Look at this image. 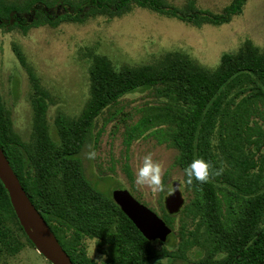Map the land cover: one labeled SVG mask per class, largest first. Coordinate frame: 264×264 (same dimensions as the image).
<instances>
[{
    "label": "trees",
    "instance_id": "trees-1",
    "mask_svg": "<svg viewBox=\"0 0 264 264\" xmlns=\"http://www.w3.org/2000/svg\"><path fill=\"white\" fill-rule=\"evenodd\" d=\"M248 1L230 0L212 11L197 0H185L182 7L169 0H0V29L26 34L44 25L121 17L135 7L198 27L220 25L242 14ZM17 53L26 66L24 55ZM89 70L90 100L79 118H57V137L47 123L48 93L33 74L29 143L14 132L10 111L0 99V146L74 264H151L157 256H181L187 264H264V49L247 40L237 51L224 53L214 69L182 52L119 68L106 56L93 55ZM139 91L152 92L156 102L145 105L139 120L127 126L126 146L150 134L178 150L176 163L183 172L194 159L209 164L206 182L188 184L184 173L191 197L181 209V241L175 250L161 241L157 248L145 238L115 202L113 191L100 190L89 178L81 158L98 116ZM125 170L131 176L128 162ZM161 217L173 228V215ZM9 220L26 234L0 179V250L6 246L14 252ZM87 238L95 239L106 255L102 262L89 255Z\"/></svg>",
    "mask_w": 264,
    "mask_h": 264
},
{
    "label": "rangeland",
    "instance_id": "rangeland-1",
    "mask_svg": "<svg viewBox=\"0 0 264 264\" xmlns=\"http://www.w3.org/2000/svg\"><path fill=\"white\" fill-rule=\"evenodd\" d=\"M169 1L178 7L185 2ZM229 2L197 0L201 8L212 11L221 10ZM247 40L264 49V0H249L242 14L220 25L198 27L147 8L135 7L121 17L100 16L83 23L65 22L57 27L44 25L31 28L26 34L16 29H0V99L10 111L14 132L29 143L34 132L33 74L39 86L48 93L47 123L51 135L57 137V118L60 115L79 118L90 100L89 69L93 55L106 56L119 68L125 64L153 63L167 52H182L199 65L214 69L224 53L237 51ZM18 50L24 55L26 66L20 61ZM155 102L152 92L139 91L106 108L98 116L93 137L84 146L81 158L86 174L100 190L108 192L116 187L126 188L159 215L165 212L173 215V235L165 243L169 250H175L181 241V209L191 197L185 188L184 172L176 163L178 150L160 143L150 134L134 140L129 147L125 142L127 126L139 120L145 105ZM88 145L94 148L95 159L86 158ZM149 153L161 166V187L156 190L135 182L143 157ZM126 162L131 176L125 170ZM174 182L180 183L184 203L179 211L171 214L166 208V199L174 190ZM7 228L10 246L15 251L2 246L0 264H52L28 241L27 232L25 234L15 221L9 220ZM29 229L35 234L31 226ZM86 245L92 258L99 262L105 259L106 255L98 248L95 239L87 238ZM155 246L162 248L163 245L155 242ZM151 264L187 263L181 256H157Z\"/></svg>",
    "mask_w": 264,
    "mask_h": 264
},
{
    "label": "water",
    "instance_id": "water-1",
    "mask_svg": "<svg viewBox=\"0 0 264 264\" xmlns=\"http://www.w3.org/2000/svg\"><path fill=\"white\" fill-rule=\"evenodd\" d=\"M0 179L9 192L12 205L34 245L48 257L52 264H74L46 219L31 201L1 146ZM179 186V182H174V190L166 199V208L171 214L179 211L184 203V198ZM112 196L115 202L121 207L122 211L133 221L145 238L152 242L156 240L161 242L167 241L168 236L172 233V228L161 215L135 198L126 188L114 189ZM21 211H24L36 226L44 231L48 240L47 248H43L38 244L35 238L36 230L33 229L35 234H32L29 226L26 225L21 218Z\"/></svg>",
    "mask_w": 264,
    "mask_h": 264
},
{
    "label": "clouds",
    "instance_id": "clouds-1",
    "mask_svg": "<svg viewBox=\"0 0 264 264\" xmlns=\"http://www.w3.org/2000/svg\"><path fill=\"white\" fill-rule=\"evenodd\" d=\"M89 151L86 153V158L89 160L95 159L96 152L92 145H88ZM209 164L202 159H194L188 164L184 173L186 182L192 184L193 180L203 183L208 178ZM135 182L141 186L151 187L153 190L161 187V166L153 161L151 154L143 157L142 165L138 168Z\"/></svg>",
    "mask_w": 264,
    "mask_h": 264
},
{
    "label": "bare ground",
    "instance_id": "bare-ground-1",
    "mask_svg": "<svg viewBox=\"0 0 264 264\" xmlns=\"http://www.w3.org/2000/svg\"><path fill=\"white\" fill-rule=\"evenodd\" d=\"M21 218L26 223V225L31 226L34 230H36L35 238L38 244L43 248H47L48 240L44 231L38 228L36 224L32 221V219L24 211H21Z\"/></svg>",
    "mask_w": 264,
    "mask_h": 264
},
{
    "label": "flooded vegetation",
    "instance_id": "flooded-vegetation-1",
    "mask_svg": "<svg viewBox=\"0 0 264 264\" xmlns=\"http://www.w3.org/2000/svg\"><path fill=\"white\" fill-rule=\"evenodd\" d=\"M134 197H135V196H134ZM135 198H136V197H135ZM138 200H139V199H138ZM139 201H140V200H139ZM141 202H142V201H141ZM144 204H145V203H144ZM170 235H171V234H170ZM170 235H169V236H170ZM169 236H168V237H169ZM157 241H159V240H156V241H153V242L155 243V242H157ZM164 243H165V242H164Z\"/></svg>",
    "mask_w": 264,
    "mask_h": 264
}]
</instances>
